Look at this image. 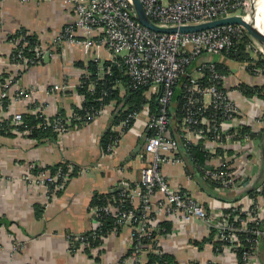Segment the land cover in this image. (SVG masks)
<instances>
[{
  "label": "built area",
  "instance_id": "2783aa9c",
  "mask_svg": "<svg viewBox=\"0 0 264 264\" xmlns=\"http://www.w3.org/2000/svg\"><path fill=\"white\" fill-rule=\"evenodd\" d=\"M66 2L71 5L75 16L61 30L54 33L51 49L57 50L62 44H72L80 46L85 54H90L94 49L95 53L105 52L106 59L111 61L115 57H120L125 67L124 72L130 77L134 87L146 85L151 91L159 94L158 111L150 113L147 121V127L153 133L144 137L143 149L150 158L141 169L140 182L134 187L124 186L105 204L92 208L97 218L94 221L93 233L90 235L95 239L99 236L96 233L97 228L103 224L98 219L101 214L111 216L116 226H126L130 230V243L121 261L125 264H148L150 253L161 256L165 252L160 245V239L157 238L159 234L157 236L153 234L156 230H166L160 226L162 218L171 223V235L181 233L188 228L187 225L196 222L204 226L207 234L214 230L213 237L218 243L213 248L212 258L204 263L198 261L199 264H224L223 258L235 254L245 245L244 241L252 245L251 250L243 253L244 263L260 264L258 252L264 239L262 229L264 196L263 185L255 186L254 176L248 173L255 165L251 158L252 131H241L245 125L241 116L242 108L233 93L242 92L236 87L228 88L226 85L232 73L219 72L214 63L215 56L245 40L248 34L245 28L239 24H228L197 32L161 33L139 23L131 0H66ZM140 2L145 14L155 25L168 28L195 25L231 15L245 16L243 11L248 1L140 0ZM12 42L10 61L23 70L31 62L30 58L24 56L22 50L28 42L25 37H16ZM262 49L259 43L249 36L245 51L260 52L264 55ZM33 51L38 61L45 54L44 49L38 44ZM241 68L250 71L246 69V65H242ZM252 70L255 74L261 71L257 68ZM182 75L187 76V82L181 91L184 101L180 111L183 115L180 130L174 136L170 131L172 124L169 105L172 102L173 87ZM10 78L8 77L0 87V110L3 108V100L6 97L11 99ZM81 83L79 79L77 85ZM92 89L93 85L90 84L89 90ZM29 93L30 91L21 90L16 96L27 99ZM253 97L247 98L248 103L254 102ZM30 112L43 115L45 123L51 124L58 137L71 130L76 123L89 121L102 113V109L100 107L94 115L88 114L84 118L74 112L70 117L51 119L43 112L41 106L30 108ZM22 114V111L12 114L9 122L11 131L28 132L17 130V126L22 122ZM138 114L139 110L129 112L119 120L116 128L123 133ZM73 119L77 122L72 123ZM199 144L203 152L209 156L205 160L206 166L200 168L203 179L211 178L217 181L218 191L237 194L255 186L257 194L243 192L239 197L227 202L223 209L211 214L198 197L171 184L163 173L162 166L185 164L188 148ZM231 144L234 145V149L230 152L228 146ZM33 167L34 164L30 163L28 171L23 175V179L31 186L47 187L57 191L63 189L70 179L69 174L61 169L55 173L45 170L33 173ZM67 168L68 171L74 169L72 164L67 165ZM136 200L138 204L134 205ZM244 232L251 233L254 237L242 238ZM88 238V235L76 238L80 248L91 246ZM209 260L211 261L208 263Z\"/></svg>",
  "mask_w": 264,
  "mask_h": 264
},
{
  "label": "crops",
  "instance_id": "0c3cea01",
  "mask_svg": "<svg viewBox=\"0 0 264 264\" xmlns=\"http://www.w3.org/2000/svg\"><path fill=\"white\" fill-rule=\"evenodd\" d=\"M74 16L66 0H0V73L15 75L21 70L10 61L12 40L16 38L11 36L20 29L35 34L45 51L37 64L28 67L19 78L8 76L13 78L7 107L10 113L41 106L48 117H70L75 107H81L84 98L76 90L78 80L83 74L88 75L89 60L103 61L106 54L95 53L94 49L85 54L80 46L72 44L51 49L54 33ZM236 67L237 71L227 79L228 88L240 81L264 85V74H248L242 72L241 66ZM21 90L30 91L27 99L16 96ZM120 92L125 91L121 88ZM143 94L150 100L155 92L148 89ZM233 96L241 105L242 121L252 131L251 158L255 165L248 173L254 176L255 184L264 167V99L255 95L251 104L243 93L235 92ZM101 109L102 113L89 121H80L64 135L44 142L18 134H0V264H125L121 257L131 239L126 226H117L89 249L80 248L76 238L93 233L97 214L92 208L97 206L99 197L107 195L109 199L124 186L139 184L141 169L150 158L143 143L150 131L147 121L151 110L146 102L130 127L121 133L116 126L126 109L123 103L110 101ZM180 126L175 121L172 127ZM228 148L233 151L234 145ZM65 162L73 163L77 173L61 190L31 186L23 179L30 163L47 166ZM191 168L188 163L165 164L162 171L171 184L198 197L211 214L245 192H222L215 187L212 190L217 195H212ZM160 224L170 225L169 230H156L160 245L180 264L197 260L204 263L214 255L211 243L204 242L201 248L194 243L209 235L202 224H189L176 235L170 234L169 221L162 218ZM223 263L237 264L231 255H226Z\"/></svg>",
  "mask_w": 264,
  "mask_h": 264
},
{
  "label": "trees",
  "instance_id": "16d2710c",
  "mask_svg": "<svg viewBox=\"0 0 264 264\" xmlns=\"http://www.w3.org/2000/svg\"><path fill=\"white\" fill-rule=\"evenodd\" d=\"M11 37H25L28 44L25 46L23 50L24 56L31 59V62H37L38 58L35 56V53L33 51V48L38 44L37 36L35 34L27 32L26 29H20L16 33L12 34ZM249 39V36L247 34L244 41L241 43L234 44L231 49L228 51L222 52L219 56L214 58V63L216 65V69L219 72H222L224 74H228L229 72L237 71L236 66H242L246 65V69H249L250 71H247L248 74H255L252 68L260 69L261 71L259 73L264 74V56L261 53H258L257 57H253L250 54V51H245L246 48V42ZM58 48V47H57ZM11 58V56H10ZM29 62V65L18 72L15 75H12L11 72H5L1 71L0 73V87H2V84H4L5 80L8 78L9 75H12L17 79L21 76V73H23L25 70H27L28 67L35 65L36 63L31 64ZM101 63V64H100ZM190 67H188V70H190ZM124 66L122 59L120 57H115L113 61L104 59L103 61L99 60H89L86 64V69L88 71V75L80 77V81L82 83L80 85L76 86V90L79 94H82L84 100L82 102L81 107H75L76 114L82 116L83 118L89 115H94L95 111H97L101 106L105 105L106 103L110 101H115L117 104L123 103L124 107L126 109L121 113L120 118H123L126 116L129 112L132 111H138L141 109V107L147 102L150 106V113H156L158 111L159 105H158V93H155L152 95L150 100L145 99V95L143 94L144 91H147L149 89V86L146 85H139L134 87L130 77L124 72ZM103 70V71H102ZM102 72V73H101ZM109 72V73H108ZM100 74L102 76L100 77ZM13 78L10 80V84H12ZM187 82V76L182 75L179 79V81L174 85L173 87V96H172V102L169 105V112L171 116V124L173 126L174 122L176 121V124L180 125V120L182 118V112L180 111V107L183 104L184 99L181 97V91L184 89V84ZM93 85V89L89 90V85ZM236 89L241 91L244 96L250 97V96H257L264 99V85H250L244 81H240L235 85ZM123 88L125 92L123 94L120 92V89ZM255 96V97H256ZM10 104V98L6 97L3 100V108L0 110V134L4 135H22L26 136L28 138H33L38 142H44L46 140H52L57 137L56 131L53 129L51 124H47L44 121L43 115L37 113H32L29 110L26 112H23L22 114V122L19 126H17V130L19 132H23L24 130H27V133H16L11 131V126L9 125V122L12 118V113L7 110L8 105ZM4 114V115H2ZM264 116V114H263ZM55 117L64 118L65 116L63 114H59L56 116L51 117V119H54ZM93 118V117H92ZM49 119V118H48ZM264 121V119H263ZM74 119L72 120V123H75ZM261 126V131H264V124ZM171 126V135H176V132L180 130L179 128H174ZM242 132H249L250 126L249 125H243L241 128ZM153 131H148V135L152 134ZM252 135V132H251ZM202 146L196 145V146H190L188 148V151L185 155L186 162L192 167V171H194L199 179L203 182L205 190H209L208 192L212 195H217L212 190L213 188L218 186L217 181L211 179V178H205L203 179L201 167H205V160L209 157L205 152H203ZM231 152V151H230ZM264 153V149H263ZM73 163H56L52 165L47 166H38L34 164V167L32 168L33 173H37L39 171H47L51 173H55L57 170L61 169L64 172H67L72 178V176H75L77 171H68L67 165ZM74 166V165H73ZM28 167V165H27ZM74 168V167H73ZM74 170V169H73ZM188 170V169H187ZM28 171V168L26 169V172ZM257 182H255V186L262 184L263 185V191L262 194L264 196V167L261 171L260 175L257 177ZM254 186V187H255ZM254 187L247 189L245 191L246 193H249L250 195H255L257 192L254 190ZM109 196L103 195L102 197H99V199L95 202L97 205H103L106 203ZM239 197V196H238ZM207 211L209 209L206 207ZM101 222H103L101 227L97 228V239H95L93 236L88 235L89 242L91 244L90 247H94L95 244L99 241L100 238H103L108 233H110L112 230L118 228L116 226V223L114 221V218L111 216L101 214L98 218ZM2 220H0V223ZM164 223V222H162ZM161 223V224H162ZM166 226V230L170 229V225L166 224L163 225ZM162 226V227H163ZM262 227V226H261ZM264 230V228H262ZM164 232V231H162ZM214 233L215 231L212 230L211 233L204 237L202 240L197 241L195 240L194 243L201 248L202 244L204 242L211 243L212 247L214 248L218 243L216 240H214ZM89 234V233H88ZM154 236L158 235L157 231H153ZM244 235V236H243ZM243 238H253L254 235L251 233L244 232V234L241 235ZM244 246L238 249L235 254L231 255L236 259L237 264H245L243 260V253L247 250H251V243H248L244 241ZM89 249V248H86ZM259 261L264 264V259L262 260V257H264V239L261 242V246L258 252ZM261 258V259H260ZM148 264H178V261L176 260L175 256L171 253L164 252L163 255H157L154 253H150L148 255ZM190 264H199L197 261H192Z\"/></svg>",
  "mask_w": 264,
  "mask_h": 264
},
{
  "label": "water",
  "instance_id": "95a60500",
  "mask_svg": "<svg viewBox=\"0 0 264 264\" xmlns=\"http://www.w3.org/2000/svg\"><path fill=\"white\" fill-rule=\"evenodd\" d=\"M132 1V8L135 13L136 19L139 21L140 24L145 26L146 28L161 33H172V32H197L202 31L205 29L221 26V25H228V24H239L245 28L249 36L255 39L259 45L264 49V33L257 27L252 26L248 23L244 16L239 15H231L227 17H221L217 19H213L211 21H207L204 23H199L195 25H185L179 27H159L153 23V21L145 14L143 6L140 0H131ZM215 56L214 58H216Z\"/></svg>",
  "mask_w": 264,
  "mask_h": 264
},
{
  "label": "bare ground",
  "instance_id": "6f19581e",
  "mask_svg": "<svg viewBox=\"0 0 264 264\" xmlns=\"http://www.w3.org/2000/svg\"><path fill=\"white\" fill-rule=\"evenodd\" d=\"M250 4L249 12L244 19L264 33V0H250Z\"/></svg>",
  "mask_w": 264,
  "mask_h": 264
},
{
  "label": "rangeland",
  "instance_id": "374dc122",
  "mask_svg": "<svg viewBox=\"0 0 264 264\" xmlns=\"http://www.w3.org/2000/svg\"><path fill=\"white\" fill-rule=\"evenodd\" d=\"M247 1H249V2H247V6H246V8H245V10L243 11V14H247L248 12H249V9H250V0H247ZM263 50V49H262ZM258 51V50H257ZM259 52V51H258ZM260 53V52H259ZM250 54H252L254 57L256 56L257 57V55H258V53H255L254 51H251L250 52ZM264 56V55H263ZM242 72H245V73H247V71L246 70H242Z\"/></svg>",
  "mask_w": 264,
  "mask_h": 264
}]
</instances>
